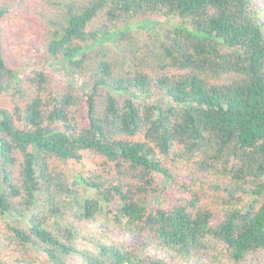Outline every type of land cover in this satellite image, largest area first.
Here are the masks:
<instances>
[{
	"label": "trees",
	"instance_id": "trees-1",
	"mask_svg": "<svg viewBox=\"0 0 264 264\" xmlns=\"http://www.w3.org/2000/svg\"><path fill=\"white\" fill-rule=\"evenodd\" d=\"M0 221V264H264V5L0 0Z\"/></svg>",
	"mask_w": 264,
	"mask_h": 264
},
{
	"label": "rangeland",
	"instance_id": "rangeland-1",
	"mask_svg": "<svg viewBox=\"0 0 264 264\" xmlns=\"http://www.w3.org/2000/svg\"><path fill=\"white\" fill-rule=\"evenodd\" d=\"M256 3L258 6L264 5V0H256ZM176 23L177 24L179 23L177 19H162V18L152 19L147 22L130 24L126 27V29L132 32H141L143 30L153 28V26L157 24L173 26ZM46 70L50 74L57 77L61 76L62 74L61 66L58 64L55 65L50 64L49 66H47ZM74 80L75 82H77V84H79V81L77 79H72L71 82H74ZM77 189H78V193L75 195V197H69L67 202L69 207L68 212L72 214H79V212L81 211L80 208L81 204H83L87 198H94L95 196L94 193L86 189L83 184L78 185ZM111 206L114 207V204H112ZM102 228L115 239L126 240L129 241L130 243L137 245L145 255L159 256L160 258H163L165 261L171 264L175 262L171 255L161 250L156 243L148 241L147 238L144 236L129 235L124 231L123 228L114 226L113 224L105 225ZM4 232H5V225L2 221H0V258L1 259H6L9 256L8 252L4 247V240H3ZM176 263L177 264H232L226 258H220L216 260L207 254H200L197 255L196 257L189 259H182L179 260V262L176 261ZM241 264H262V263H258L257 261L250 260Z\"/></svg>",
	"mask_w": 264,
	"mask_h": 264
}]
</instances>
